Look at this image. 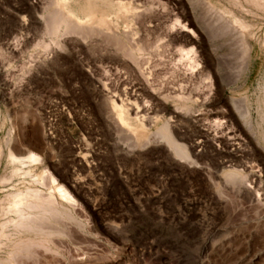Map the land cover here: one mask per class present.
<instances>
[{
    "label": "rangeland",
    "instance_id": "obj_1",
    "mask_svg": "<svg viewBox=\"0 0 264 264\" xmlns=\"http://www.w3.org/2000/svg\"><path fill=\"white\" fill-rule=\"evenodd\" d=\"M49 2L0 0V198L24 183L1 179L12 167L7 148L33 151L70 191L76 219H60L53 249L38 246L21 264H264V45L247 57L202 4L187 12L185 0H139L151 8L134 25L145 47L137 67L105 35L52 38ZM253 19L263 35L264 18ZM112 101L143 124L145 142L115 120ZM163 123L187 156L160 136Z\"/></svg>",
    "mask_w": 264,
    "mask_h": 264
},
{
    "label": "bare ground",
    "instance_id": "obj_2",
    "mask_svg": "<svg viewBox=\"0 0 264 264\" xmlns=\"http://www.w3.org/2000/svg\"><path fill=\"white\" fill-rule=\"evenodd\" d=\"M138 1L139 0H50L48 5H45V9H43L44 11L42 17L44 29L51 36H53L52 38L54 39L60 37L62 33L66 34L67 32L75 33L76 35L78 34L83 38H88L93 35H105L107 39H111L118 46V49L123 53L124 56L129 57L135 62L134 65L136 64L138 67V57L143 54L145 47L139 39L135 40L134 35H138L137 29L134 25L138 21L141 22V20H143L142 18L144 17L143 15L146 13L145 11L148 9L150 10L151 8L149 5L150 3H139ZM184 4L186 9H188L187 12H189V10H195L196 5L202 4L205 8V11H211L214 13V15L212 14L211 16L214 17V23H216V21L217 23L218 21L220 22V33H232L233 36L242 43V51L245 52L247 57L249 56V53L253 51L256 42H258L259 45H264V32L261 36H258L257 34L255 35L256 21L253 19L254 16H260L264 18V0H185ZM248 16H251L252 18H249ZM210 20L212 19L209 18L208 21L211 22ZM117 27H122L123 30H116L112 32V30ZM201 37L203 38V34H201ZM60 43H62V41H60ZM40 46L41 48L47 47L46 41ZM106 54H108V52ZM42 56L44 55L42 54ZM242 60L245 62L246 58H243ZM118 63H120V61ZM261 80L262 81L260 82L259 86L260 94L257 95L256 99L257 112L259 115V122L257 124L260 126V129H258L260 130V132L258 131V138L264 143V75ZM94 87L95 86L93 85V88ZM166 96H168V94H166ZM117 103L114 101L111 102L110 108L112 109L111 111H113V114L111 115L114 116L118 123L124 127L126 126L129 133L130 131L132 132L131 137L136 144L142 143L143 141L145 142L148 132L146 131L143 124L138 121V118L136 119L130 117L129 110L124 103ZM183 105L185 107L188 106L187 103H184ZM241 110L242 111H239L241 117L244 120L250 122L249 111L247 109L244 111L243 109ZM6 122L7 117L0 111V129L4 127ZM159 127L160 128L158 131L160 136L168 143L174 153L182 157L187 156L186 151L182 146L183 144L181 145L176 140H174L167 124L163 123L161 126L159 125ZM7 135L8 136H6L4 141L6 144L8 143L10 137L9 133ZM200 145L201 143L196 141L191 145V149L194 150ZM7 151L8 153L6 154L5 159L7 165L12 166L10 170L11 172L9 176H2L1 179L5 182L13 176H20L23 178L24 183H22L23 185L21 184V187H14L12 190H9V192L0 198V252L3 254V256L0 257V264H21L20 259L27 257L29 258L31 256L33 257V254L35 253L34 250L38 246H43L47 248V250L53 249L50 246L52 242L51 238L55 235H61L65 233L64 230L61 227L59 228V225L57 226L56 224L58 221H60V219L68 218L75 221L76 218L70 206V203L73 201L70 191L66 188V186L58 182V180L49 170L46 168H38L36 166L37 162H40V156L36 152L28 151L27 155L18 157L13 153L12 150H8L7 148ZM2 157L3 149L2 145L0 144V162ZM223 173L228 177H235L236 174H240L234 170H227ZM15 184L16 183H14V185ZM41 184L46 185V192L43 191L44 189L41 190V187L39 188V185ZM64 200L67 202H64Z\"/></svg>",
    "mask_w": 264,
    "mask_h": 264
}]
</instances>
